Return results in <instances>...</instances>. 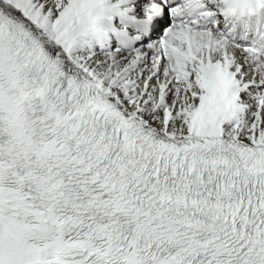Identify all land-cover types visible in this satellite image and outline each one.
Here are the masks:
<instances>
[{
    "label": "snow or ice",
    "instance_id": "6c2138e0",
    "mask_svg": "<svg viewBox=\"0 0 264 264\" xmlns=\"http://www.w3.org/2000/svg\"><path fill=\"white\" fill-rule=\"evenodd\" d=\"M0 264H264V0H0Z\"/></svg>",
    "mask_w": 264,
    "mask_h": 264
},
{
    "label": "clouds",
    "instance_id": "9594fccd",
    "mask_svg": "<svg viewBox=\"0 0 264 264\" xmlns=\"http://www.w3.org/2000/svg\"><path fill=\"white\" fill-rule=\"evenodd\" d=\"M238 23H243V17L237 20Z\"/></svg>",
    "mask_w": 264,
    "mask_h": 264
}]
</instances>
